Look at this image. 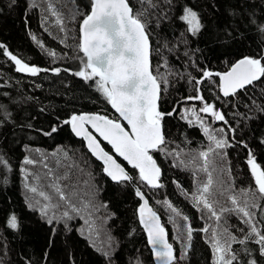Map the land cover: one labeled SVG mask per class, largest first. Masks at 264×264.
<instances>
[{
  "label": "trees",
  "instance_id": "obj_1",
  "mask_svg": "<svg viewBox=\"0 0 264 264\" xmlns=\"http://www.w3.org/2000/svg\"><path fill=\"white\" fill-rule=\"evenodd\" d=\"M128 1L161 86V186L120 161L167 228L175 264H264V0ZM91 6L0 0V264H154L135 189L108 177L68 123L118 119L81 49ZM247 57L261 77L222 95L220 74Z\"/></svg>",
  "mask_w": 264,
  "mask_h": 264
},
{
  "label": "water",
  "instance_id": "obj_2",
  "mask_svg": "<svg viewBox=\"0 0 264 264\" xmlns=\"http://www.w3.org/2000/svg\"><path fill=\"white\" fill-rule=\"evenodd\" d=\"M80 37L88 68L108 81L110 106L118 119L85 112L73 115L69 126L93 158L103 165L108 177L115 182L128 180L135 189L140 200L138 221L146 234L154 264H174L175 248L161 217L119 161L138 170L150 187L160 185L163 171L153 151L164 143L165 130L158 118L161 86L152 72L150 38L142 22L134 18L128 0H93L90 13L80 25ZM260 75V67L252 60L240 59L220 75L221 92L228 95L239 91ZM204 110L211 112L210 106ZM251 163L260 176L257 165L253 160Z\"/></svg>",
  "mask_w": 264,
  "mask_h": 264
},
{
  "label": "rangeland",
  "instance_id": "obj_3",
  "mask_svg": "<svg viewBox=\"0 0 264 264\" xmlns=\"http://www.w3.org/2000/svg\"><path fill=\"white\" fill-rule=\"evenodd\" d=\"M14 61H15V63H16V66H17V68L19 69V70H22V67H21V62L18 60V59H16V58H14ZM204 112V111H203Z\"/></svg>",
  "mask_w": 264,
  "mask_h": 264
},
{
  "label": "flooded vegetation",
  "instance_id": "obj_4",
  "mask_svg": "<svg viewBox=\"0 0 264 264\" xmlns=\"http://www.w3.org/2000/svg\"><path fill=\"white\" fill-rule=\"evenodd\" d=\"M25 69H26L25 66H23V70H24V71H25ZM56 73H58V71H56ZM25 74H26V75H33L32 73H30V72H28V71H27Z\"/></svg>",
  "mask_w": 264,
  "mask_h": 264
}]
</instances>
